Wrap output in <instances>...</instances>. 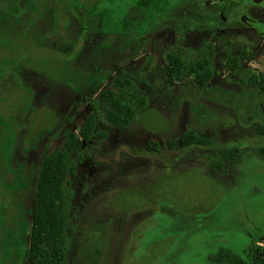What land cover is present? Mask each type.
Masks as SVG:
<instances>
[{
  "label": "rangeland",
  "instance_id": "obj_1",
  "mask_svg": "<svg viewBox=\"0 0 264 264\" xmlns=\"http://www.w3.org/2000/svg\"><path fill=\"white\" fill-rule=\"evenodd\" d=\"M252 18L264 23V7ZM211 0H0V264H30L28 228L42 152L96 118L72 159L68 264H228L221 246L264 259V25ZM83 26H88L85 31ZM213 52L214 76L167 81L168 52ZM235 66L224 67L228 55ZM123 69L147 97L111 126L98 95ZM262 128L260 131L259 128ZM193 129L211 144L182 147ZM242 156L218 167L219 150Z\"/></svg>",
  "mask_w": 264,
  "mask_h": 264
},
{
  "label": "trees",
  "instance_id": "obj_2",
  "mask_svg": "<svg viewBox=\"0 0 264 264\" xmlns=\"http://www.w3.org/2000/svg\"><path fill=\"white\" fill-rule=\"evenodd\" d=\"M85 31L88 26H83ZM213 52L204 50L197 60H184L175 52L166 54L161 65L170 84L192 78L198 88L206 87L214 76ZM238 57L228 55L224 67L235 66ZM114 88L102 89L98 99L105 107V118L114 127L124 128L130 125L147 104V97L134 82L133 77L123 69L113 76ZM242 82L264 91V75L252 72ZM96 118L90 113L79 129L67 128L63 131L62 144L48 151L45 149L37 169L32 206L29 211L27 260L30 264H68L69 238L67 227L72 199L70 179L76 175V164L72 154L80 148L82 141H90L95 135ZM261 131L262 128L260 127ZM182 147L211 144L209 136L200 135L189 129L179 141ZM264 156V146L260 149ZM242 156L238 146L221 148L219 159L214 161L218 167L225 163H234ZM263 248L256 245L254 236L251 244L240 252L221 246L211 256L216 263L228 264H264L261 259Z\"/></svg>",
  "mask_w": 264,
  "mask_h": 264
},
{
  "label": "flooded vegetation",
  "instance_id": "obj_3",
  "mask_svg": "<svg viewBox=\"0 0 264 264\" xmlns=\"http://www.w3.org/2000/svg\"><path fill=\"white\" fill-rule=\"evenodd\" d=\"M211 3L219 6L221 15L229 13V11H233L237 7H241L242 13L240 15V20L253 28H256L259 24L264 25L263 20L252 18L250 14L256 12L254 7H264V0H211Z\"/></svg>",
  "mask_w": 264,
  "mask_h": 264
}]
</instances>
